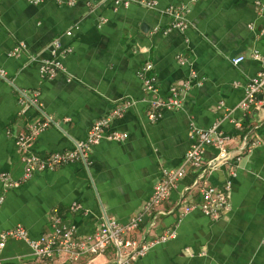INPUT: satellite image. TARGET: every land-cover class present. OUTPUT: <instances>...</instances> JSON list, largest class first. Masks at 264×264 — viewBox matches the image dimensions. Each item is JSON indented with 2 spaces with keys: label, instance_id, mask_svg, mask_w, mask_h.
<instances>
[{
  "label": "crops",
  "instance_id": "0c3cea01",
  "mask_svg": "<svg viewBox=\"0 0 264 264\" xmlns=\"http://www.w3.org/2000/svg\"><path fill=\"white\" fill-rule=\"evenodd\" d=\"M157 9L116 7L112 0H75L71 7L44 1L0 0V173L18 180L23 163L14 138L30 122L50 123L30 151L40 157L72 148L92 124L125 101L130 108L110 124L127 134L120 142L101 141L86 165L75 162L35 173L18 187L0 185V233L21 225L31 238L50 231L53 210L77 237L91 236L104 218L125 223L149 200L161 170L179 167L191 146L190 125H218L233 159L207 169L217 150L209 147L203 168H188L169 198L143 218L129 239H153L173 231L174 238L151 248L132 264H264V95L259 108H238L250 79L264 68V0H150ZM184 7L187 28L170 29L160 10ZM70 31L71 35L65 33ZM58 40L70 52L61 58L64 71L42 79L30 64L32 55L48 60ZM25 49L17 57L9 52ZM257 53L259 59H254ZM184 57L185 65L177 62ZM243 56L237 65L231 59ZM147 64L156 77L158 95L166 97L190 70L202 80L185 95L182 107L158 121L149 106L138 72ZM17 89L39 109L21 115ZM239 124L238 127L236 124ZM245 141L254 146L244 149ZM228 207L211 220L199 209V189L221 187L230 177ZM196 206L181 216L184 206ZM77 207V208H75ZM2 264H114L112 248L93 261L70 262L32 256L26 243L8 240Z\"/></svg>",
  "mask_w": 264,
  "mask_h": 264
},
{
  "label": "built area",
  "instance_id": "2783aa9c",
  "mask_svg": "<svg viewBox=\"0 0 264 264\" xmlns=\"http://www.w3.org/2000/svg\"><path fill=\"white\" fill-rule=\"evenodd\" d=\"M44 1H52L56 4L73 6L75 0H28L32 5H39ZM116 7H128L137 5L147 10H156V3L150 0H112ZM195 1V0H191ZM160 12L171 20L170 28L164 30L166 33L170 29L184 31L187 28L185 21L184 7L167 6ZM67 36L71 35L68 31ZM25 49L23 44L15 46L8 54L9 57H17ZM69 48L61 46L58 40L51 43V57L48 60L40 59L36 56H30V64L36 65L42 79L50 80L64 71L61 63ZM177 62L185 65L184 57L177 55ZM254 59H259L257 53L253 55ZM245 60L243 56L231 59L234 65L240 64ZM152 71V65H145L139 72L143 86L145 99L143 100L149 106L147 117L150 121H158L166 111H176L182 107L186 93L193 86H200L202 80L198 74L190 70L187 76L178 86L170 87L166 97L158 95L156 77L149 74ZM0 78L8 81L6 74L0 70ZM18 105L21 115L25 114L28 108L39 109L38 93L34 92L32 97H27L24 92L17 89ZM264 95V68L249 80L244 90V98L239 103L238 108L247 110L248 108H259L260 101L258 96ZM131 106V103L125 101L114 107L105 117L96 120L88 130L83 140L73 141L72 148L63 152L50 153L45 157H40L30 151V147L35 138L43 132L46 127L52 123L50 118L45 117L42 122H30L26 125L25 132L14 138V144L21 153L20 158L23 163V174L18 180H14L8 173H0V185L5 189L18 187L27 182L35 173L44 171H53L59 167L80 162L87 164L92 149L101 141L120 142L127 138V134L110 130L111 122L123 115ZM238 127L240 125L236 124ZM189 138L191 140L190 148L185 152L181 163L176 169H163L160 178L154 185L149 200L145 203L142 210L128 218L125 223H119L111 218H104L99 228L91 235L84 238L77 237V229L74 225H66L58 216L57 211L53 210L50 216V231L47 234L40 235L37 238H31L24 227L16 225L15 227L0 233V264H2L1 253L8 240L22 241L29 247L33 257L41 260H52L54 255H66L70 262H78L82 258L93 261L103 256L109 248H112L115 255L114 264H132L154 246L163 244L174 238V232L168 231L159 237L153 239L133 240L127 237V234L138 229L145 216L150 215L156 206L166 201L172 189L184 177L188 168L201 170L203 168L204 156L209 147L217 150V155L213 161L207 164V169L225 164L233 159V154L228 152L225 145V138L219 132L218 125L209 129H202L195 125H190ZM254 146V143L245 141L244 149ZM230 177L221 187L204 186L199 189L201 202L198 205L200 211L210 218L216 220L221 213L227 209L229 201L228 196L231 186ZM2 202V198L0 200ZM196 206H184L181 216L189 213ZM77 208V207H75ZM264 243V239H263Z\"/></svg>",
  "mask_w": 264,
  "mask_h": 264
}]
</instances>
